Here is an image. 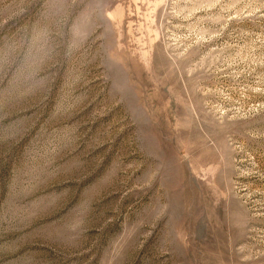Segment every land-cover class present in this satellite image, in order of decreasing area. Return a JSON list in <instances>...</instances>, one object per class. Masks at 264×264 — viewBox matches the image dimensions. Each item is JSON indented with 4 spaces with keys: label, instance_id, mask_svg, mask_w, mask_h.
Masks as SVG:
<instances>
[{
    "label": "rangeland",
    "instance_id": "obj_1",
    "mask_svg": "<svg viewBox=\"0 0 264 264\" xmlns=\"http://www.w3.org/2000/svg\"><path fill=\"white\" fill-rule=\"evenodd\" d=\"M0 264H264V0H0Z\"/></svg>",
    "mask_w": 264,
    "mask_h": 264
}]
</instances>
